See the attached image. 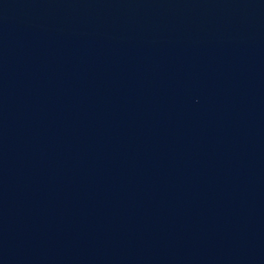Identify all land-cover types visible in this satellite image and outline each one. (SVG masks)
Masks as SVG:
<instances>
[{"label":"water","instance_id":"water-1","mask_svg":"<svg viewBox=\"0 0 264 264\" xmlns=\"http://www.w3.org/2000/svg\"><path fill=\"white\" fill-rule=\"evenodd\" d=\"M0 135L264 250V0H0Z\"/></svg>","mask_w":264,"mask_h":264}]
</instances>
